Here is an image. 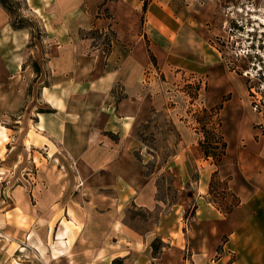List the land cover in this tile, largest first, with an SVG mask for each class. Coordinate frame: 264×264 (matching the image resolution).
<instances>
[{
    "label": "crops",
    "instance_id": "crops-1",
    "mask_svg": "<svg viewBox=\"0 0 264 264\" xmlns=\"http://www.w3.org/2000/svg\"><path fill=\"white\" fill-rule=\"evenodd\" d=\"M173 1L153 0L144 13L139 0H26L48 49L36 70L30 31L15 30L0 6V86L12 93L20 84L26 95L5 101L29 98L21 88L31 76L46 106L23 141L26 165H41L36 205L19 190L0 201V264H264V134L249 77L222 57L206 22ZM178 72L205 84L198 105L218 118L227 146L219 163L206 157L199 123L187 121ZM142 134L170 157L161 161ZM49 159L63 170L46 171ZM162 176L179 202L141 234L125 210H154ZM157 237L164 246L154 257Z\"/></svg>",
    "mask_w": 264,
    "mask_h": 264
},
{
    "label": "rangeland",
    "instance_id": "rangeland-1",
    "mask_svg": "<svg viewBox=\"0 0 264 264\" xmlns=\"http://www.w3.org/2000/svg\"><path fill=\"white\" fill-rule=\"evenodd\" d=\"M5 1L10 10L12 26H25L31 33L27 64L36 70L35 59L46 55L48 50L45 37L43 38L42 25L30 12L26 0ZM139 1L142 11L146 13L149 3L153 0ZM172 3L195 13L196 18L192 17V20L205 21L209 30L214 31L213 45L222 57L228 60L239 75L249 77V95L252 98L253 107L255 102H259L257 111L261 118L259 128L262 123L264 124V0H174ZM94 36V45H100V33L96 32ZM110 36L114 37L112 34ZM180 73L178 72V74ZM161 80L164 81L163 77ZM204 85L202 79L181 73L180 80L174 85V90L184 93L188 100L187 121L192 124L199 123L201 127L206 125L210 128L212 123L217 127L218 118L212 119L208 116L211 115V111L198 105L200 92ZM16 87L19 88L17 92H15ZM3 88L0 86V201H6L8 205L11 201L8 193L19 190L28 194L31 197V204L36 205L37 195L34 189L39 183L37 174L38 171H41V165L38 167L36 163L26 165L28 157L25 151L26 143L23 141L27 125H34L37 112L46 109V106L44 108L38 85L31 76L21 88L23 93H26L27 90L29 96L23 102L5 101L9 96L26 97V95H20V84L12 86V93ZM10 112L14 114L7 115ZM162 125L164 126V123ZM261 128L260 131L264 134V126ZM140 140L150 147L157 145L156 151L160 154L161 161L167 160L172 154V150L164 147V144L160 142L154 144V138L151 135L142 134ZM137 155L140 157L139 154ZM8 158H11L14 164L6 165ZM55 165H59L57 167L63 170L61 164H56L54 159H49L42 167L45 166L47 171L48 168ZM154 167V161L150 162L148 173H152ZM219 187V194L223 193L224 197L227 194L226 191L222 192L224 185ZM157 188L156 201L158 203L154 210H142L135 206H130L125 210L126 224L141 234H145L151 229L157 230L164 216L169 215L175 204L179 202V193L173 188L170 177H160L157 181ZM232 204H235L234 200H231L225 208L230 209ZM194 214L195 206L194 203H191L186 207L184 220L187 222V219L194 217ZM156 241L157 249L154 250L153 244ZM160 241L161 238L157 237L151 244L154 257H158L164 246ZM116 264H122V261H116Z\"/></svg>",
    "mask_w": 264,
    "mask_h": 264
},
{
    "label": "trees",
    "instance_id": "trees-1",
    "mask_svg": "<svg viewBox=\"0 0 264 264\" xmlns=\"http://www.w3.org/2000/svg\"><path fill=\"white\" fill-rule=\"evenodd\" d=\"M0 6H2L8 13L10 14L9 8L6 6L5 0H0ZM15 30L28 29L25 26L13 27ZM38 71V68H37ZM212 117L211 115H208ZM220 123H218L217 127L208 128L206 125L202 127V133H204V141L200 142V145L206 155V157H212L215 162L219 163L226 152V144L223 142L222 137L219 134ZM161 242V241H160ZM157 241L153 244L154 250L157 249L156 246Z\"/></svg>",
    "mask_w": 264,
    "mask_h": 264
},
{
    "label": "built area",
    "instance_id": "built-area-1",
    "mask_svg": "<svg viewBox=\"0 0 264 264\" xmlns=\"http://www.w3.org/2000/svg\"><path fill=\"white\" fill-rule=\"evenodd\" d=\"M151 74H152L151 71H149L148 74H147L149 79H150ZM258 108H259V102H255L254 103V110L258 111ZM262 126H264V124Z\"/></svg>",
    "mask_w": 264,
    "mask_h": 264
}]
</instances>
